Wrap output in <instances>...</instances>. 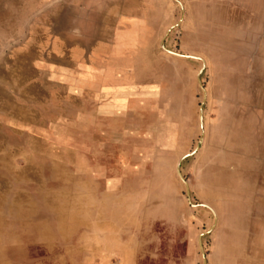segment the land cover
<instances>
[{
	"label": "rangeland",
	"instance_id": "1",
	"mask_svg": "<svg viewBox=\"0 0 264 264\" xmlns=\"http://www.w3.org/2000/svg\"><path fill=\"white\" fill-rule=\"evenodd\" d=\"M242 1L249 9L222 10L217 26L237 52L229 58L235 72L204 67L199 74L205 138L179 164L192 205L175 163L199 135L200 61L157 45L162 58L133 74L128 103L98 105L126 75H106L103 93L85 89V41L67 40L76 30L85 35L81 3L0 0V264H82V253L85 264H202L197 237L214 217L199 203L215 212V224L200 235L206 264H240V244L226 251L215 240L228 230H264V196L243 186L249 197L229 215L228 186L212 191L204 170L223 164L226 181L259 178L264 185V0ZM172 2L173 25L179 5ZM181 30L180 22L171 27L164 47L183 53ZM231 97L240 103L229 113L234 152L222 154L221 143L208 151L210 118L227 115L220 101ZM211 126L210 139H222L225 126ZM104 195H116L117 233L127 243L116 250L122 258L114 254Z\"/></svg>",
	"mask_w": 264,
	"mask_h": 264
},
{
	"label": "crops",
	"instance_id": "2",
	"mask_svg": "<svg viewBox=\"0 0 264 264\" xmlns=\"http://www.w3.org/2000/svg\"><path fill=\"white\" fill-rule=\"evenodd\" d=\"M75 1H79L81 3L80 8L85 10V22L82 23L85 25V35L76 30L67 40L79 39L85 41V89H96L98 94L103 93L102 82L105 80L106 75L125 74L126 84L111 88L114 95L107 98L106 101L98 103V105L106 106H124L128 103L126 102L128 95H131L132 89L136 86L133 83V74L146 72L150 64L154 65L162 58L157 45H159L162 35L173 23L174 3L172 0ZM180 1L183 6V15L179 20L182 28L178 42L179 49L183 54L192 55L189 58L199 60L201 57L205 63L204 67H207L212 73L215 72L214 70H216L215 73L225 75L235 72L229 58H233L234 53L237 52L232 50L231 46L226 45L223 38L218 37L219 15H221L222 10L228 12L230 7L247 11L249 3L242 0L234 2L232 0ZM193 56H197V58ZM233 87H235V82L229 84L226 89L231 90ZM123 92L126 94L122 95ZM220 102V105H226L230 111L225 116L212 115L205 146L209 151L215 147L214 144L219 145L221 143V153L226 154L234 152L230 148L231 146H227L228 138L232 141V130L235 125V120L229 113L240 103L233 97L222 98ZM214 122L216 124L218 122L222 123L225 126L223 129L225 135L216 142L212 141L209 136L211 125ZM203 132L205 133V129ZM223 168V164L218 169L216 166L209 164L204 170V175L208 174L212 178L213 182H209L212 191H214V185L217 188L228 186L225 199L227 201L226 212L229 215H235V211L238 210L234 207L236 203L243 202L244 197H249L246 193L244 194L243 186L250 184L253 188V195L264 196V185L259 178H250V181H246V178H239L233 182H228L224 177ZM116 181L117 179L114 178L113 186L116 185ZM217 188L215 190H218ZM207 195L201 199L207 200L212 193ZM218 197L220 196L218 195ZM101 199L109 202V207H105L104 203L103 208H105L102 211L105 217L112 216L113 218L114 254L122 258L116 250L120 249V246L125 244L126 240L122 238L120 233H117V221L115 220L116 195L113 197L104 195ZM112 207L114 213L109 209ZM224 234L225 237L221 236L215 242L224 243L226 251L232 250L240 244V264H264V230L245 231L239 229L236 232L234 229L233 231L228 230ZM237 234H240V239ZM116 236L119 238H116ZM103 256H105V253ZM81 257L82 264H85V253H82ZM101 259L103 257H99L97 261L100 262ZM225 264L238 263L227 258Z\"/></svg>",
	"mask_w": 264,
	"mask_h": 264
},
{
	"label": "water",
	"instance_id": "3",
	"mask_svg": "<svg viewBox=\"0 0 264 264\" xmlns=\"http://www.w3.org/2000/svg\"><path fill=\"white\" fill-rule=\"evenodd\" d=\"M178 5H179V17L177 19V22H179V20L181 19L182 15H183V6L181 4V1L180 0H175ZM175 23V24H176ZM175 24L171 25L166 31L165 33L162 35L160 41H159V45L165 50V51H168L169 53H172V54H175V55H178V56H183V57H189L191 56L190 54H183V53H180V52H176V51H173V50H170V49H167L166 47H164V44H163V39L166 35V32L171 28L173 27ZM200 67L197 71V74H196V80H197V83L201 89V101L199 103V107H198V126H199V135H198V139H197V143L195 144L194 148L189 151V152H186V153H183L181 154L177 160H176V163H175V173L177 175V177L179 178V180L182 182L183 184V187H184V190H185V193L187 195V199H188V202L189 204H192L190 201H189V195H188V185H187V181L183 178L181 172H180V167H179V164L180 162L185 158L187 157L188 155L192 154L193 152H195L198 147H199V144L201 143L202 139H203V120H202V103L203 101L205 100V88L204 86L202 85L201 81H200V78H199V74L201 73V71L203 70L204 66H205V63H204V60L200 57ZM192 205H196V204H192ZM199 205L203 206V207H206L209 211H211V213H213V222L211 224V226L203 231L202 233H200L197 237V243H198V247H199V250H200V253H201V260H202V264H206V258H205V255L203 254V251H202V245H201V239H200V235L203 234V233H207L211 227H213V225L215 224V212L213 211V209L205 204V203H199Z\"/></svg>",
	"mask_w": 264,
	"mask_h": 264
},
{
	"label": "bare ground",
	"instance_id": "4",
	"mask_svg": "<svg viewBox=\"0 0 264 264\" xmlns=\"http://www.w3.org/2000/svg\"><path fill=\"white\" fill-rule=\"evenodd\" d=\"M192 56V55H191ZM193 57H196L197 58V56H193Z\"/></svg>",
	"mask_w": 264,
	"mask_h": 264
}]
</instances>
